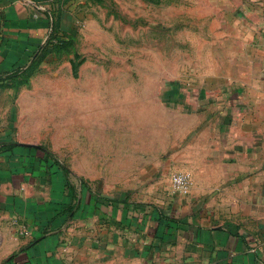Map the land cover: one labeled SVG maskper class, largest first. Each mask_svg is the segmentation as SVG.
<instances>
[{
    "label": "rangeland",
    "instance_id": "rangeland-1",
    "mask_svg": "<svg viewBox=\"0 0 264 264\" xmlns=\"http://www.w3.org/2000/svg\"><path fill=\"white\" fill-rule=\"evenodd\" d=\"M23 2L47 33L32 59L0 66V140L46 148L75 190L123 188L161 205L189 195L172 190L171 175L189 172L194 186L189 159L204 147L198 143L213 157L220 142L230 158L237 152L243 131L232 121L256 65L237 48L248 35L236 20L256 21L264 46V0ZM204 101L211 117H226L221 128L215 119L192 127L190 111ZM259 135L264 142V129ZM258 232L264 243V228Z\"/></svg>",
    "mask_w": 264,
    "mask_h": 264
},
{
    "label": "crops",
    "instance_id": "crops-1",
    "mask_svg": "<svg viewBox=\"0 0 264 264\" xmlns=\"http://www.w3.org/2000/svg\"><path fill=\"white\" fill-rule=\"evenodd\" d=\"M23 1L0 0V66L9 70L29 60L47 33L46 22L31 21L32 2ZM236 22L248 35L237 48L243 49L247 63L252 60L256 65L249 78L252 86L232 121L243 131L237 152L230 158L220 142L221 152L213 157L206 144L198 143L204 147L189 159L195 177L189 195L161 205L135 200L123 188L96 194L86 188L75 190L68 173L52 165V158L42 161L46 158L42 146L0 140L1 146L17 145L6 151L0 147V264L264 262L258 232L264 228V142L259 135L264 129V46L254 37L256 21L238 17ZM246 50H253L252 59L245 57ZM206 106L204 101L190 111L192 127H210L215 119L221 128L226 117H211ZM229 160L234 162L231 169ZM213 163L221 167L219 171H210Z\"/></svg>",
    "mask_w": 264,
    "mask_h": 264
},
{
    "label": "built area",
    "instance_id": "built-area-1",
    "mask_svg": "<svg viewBox=\"0 0 264 264\" xmlns=\"http://www.w3.org/2000/svg\"><path fill=\"white\" fill-rule=\"evenodd\" d=\"M3 11L0 5V15ZM192 185V176L186 171H175L171 175V187L177 194L185 195L190 191Z\"/></svg>",
    "mask_w": 264,
    "mask_h": 264
},
{
    "label": "trees",
    "instance_id": "trees-1",
    "mask_svg": "<svg viewBox=\"0 0 264 264\" xmlns=\"http://www.w3.org/2000/svg\"><path fill=\"white\" fill-rule=\"evenodd\" d=\"M67 44H64V45H62V47L60 46L59 48H63L64 46H66ZM42 46V45H41ZM41 46H39V44L37 45V49L38 48H40ZM34 50L32 53H31V55H30V58H29V60L30 59H32L33 57H34V55L37 53V51L38 50ZM31 65V64H30ZM17 67H19V66H17ZM16 67V68H17ZM15 68V69H16ZM17 145L15 144V142H12V143H8V144H4V145H0V147H2V149L4 150V151H6V150H10V149H12V148H14V147H16ZM31 148V147H30ZM41 148V151L46 155V158H45V160H42V161H47L48 160V158L50 157V158H52L53 160H52V165L53 164H57V165H59V167H61V169H62V171H63V173H68V170H67V168L66 167H64L63 165H60L59 164V162L54 158V156L52 155V153L49 151V150H47L46 148H44V147H40ZM37 149V148H36ZM47 159V160H46ZM39 162H41V160H38ZM166 226L168 227V224H166Z\"/></svg>",
    "mask_w": 264,
    "mask_h": 264
},
{
    "label": "water",
    "instance_id": "water-1",
    "mask_svg": "<svg viewBox=\"0 0 264 264\" xmlns=\"http://www.w3.org/2000/svg\"><path fill=\"white\" fill-rule=\"evenodd\" d=\"M16 144L24 145V146L39 147V145H36V144H29V143H20V142H16Z\"/></svg>",
    "mask_w": 264,
    "mask_h": 264
}]
</instances>
